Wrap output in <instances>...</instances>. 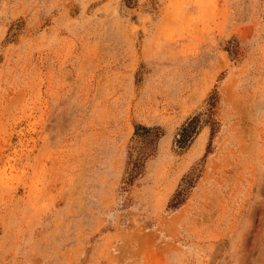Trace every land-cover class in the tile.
<instances>
[{
    "label": "rangeland",
    "instance_id": "374dc122",
    "mask_svg": "<svg viewBox=\"0 0 264 264\" xmlns=\"http://www.w3.org/2000/svg\"><path fill=\"white\" fill-rule=\"evenodd\" d=\"M0 264H264V0H0Z\"/></svg>",
    "mask_w": 264,
    "mask_h": 264
},
{
    "label": "trees",
    "instance_id": "16d2710c",
    "mask_svg": "<svg viewBox=\"0 0 264 264\" xmlns=\"http://www.w3.org/2000/svg\"><path fill=\"white\" fill-rule=\"evenodd\" d=\"M197 134V123L195 119L189 121L181 130V137L177 140L180 147H185L194 136ZM163 136V133L159 128H149L146 126L139 125L136 129L134 145L131 147L129 153V165L130 168V181H133L137 176L141 174L144 162L152 155L155 151L157 141ZM198 178V174L194 169L187 174L183 180L179 189L175 193L171 207L177 208L180 206L187 195L189 194L192 187Z\"/></svg>",
    "mask_w": 264,
    "mask_h": 264
}]
</instances>
